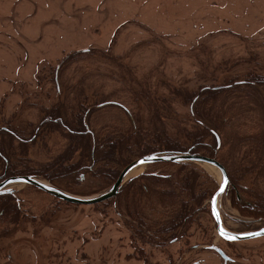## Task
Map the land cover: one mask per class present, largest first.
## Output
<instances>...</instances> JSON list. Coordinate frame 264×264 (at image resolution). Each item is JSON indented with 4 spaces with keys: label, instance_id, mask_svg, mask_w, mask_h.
I'll return each mask as SVG.
<instances>
[{
    "label": "rangeland",
    "instance_id": "obj_1",
    "mask_svg": "<svg viewBox=\"0 0 264 264\" xmlns=\"http://www.w3.org/2000/svg\"><path fill=\"white\" fill-rule=\"evenodd\" d=\"M205 87L223 89L212 110L218 121L207 122L219 135L216 158L231 177L218 201L223 228H264V0H0V149L10 169L73 195L101 194L114 184L110 177L91 166L67 173L80 154L66 160L71 138L63 117L84 114L96 135L137 131L143 149H154L156 127L186 141L183 128L202 126L182 99ZM155 104L168 115L163 124L155 123ZM81 106L87 110L78 112ZM183 163L201 172L205 186L219 188L218 168ZM5 166L0 158V174ZM177 168L144 164L122 189L142 173L172 175L175 182ZM6 188L15 194L0 218V237L7 234L0 264H264V236H220L210 197L179 229L178 243L159 245L151 241L154 230L131 220L117 196L76 204L25 182ZM138 197L147 226L174 209L153 190ZM252 201L256 208L246 206ZM17 209L19 224L11 223L7 217L17 218Z\"/></svg>",
    "mask_w": 264,
    "mask_h": 264
},
{
    "label": "trees",
    "instance_id": "obj_2",
    "mask_svg": "<svg viewBox=\"0 0 264 264\" xmlns=\"http://www.w3.org/2000/svg\"><path fill=\"white\" fill-rule=\"evenodd\" d=\"M250 87L252 88V86ZM222 90L221 87H205L199 95L196 93L186 94L182 100L192 105L193 113L203 122L201 123L202 126L196 131L183 128L182 133L185 135L186 141H180L169 135L164 125L162 128L156 127L154 133L150 134L152 138L157 137L154 141L156 144L154 149L149 146L146 147L147 149H143V135L137 131L134 135L128 131L115 129L105 134L96 135L86 125L84 114L80 113L76 116V119L73 118L72 120L66 116L63 117V127L69 130L68 133L71 138V144L67 148L68 157L66 160L70 162L75 153L79 152L80 154L78 161L72 162L69 166L72 169H68L69 171L63 170L67 171L68 174H73L77 172V169H86L91 166L95 169L94 172L110 177L111 183H113L129 163L137 157L152 151L159 153L190 151L216 158L219 135L209 129L208 121H218L220 114L214 115L215 111L212 110L215 109ZM154 106L155 123H162L168 115L161 112L159 105L155 104ZM83 109L87 110L84 106H81L78 112H82ZM56 113L61 114L58 111ZM53 116L56 117V115ZM53 122H58V119L53 120ZM210 138H214V140L210 142ZM0 153L5 154L3 147H1ZM63 157L65 158V156ZM163 163L178 167L175 182L172 175L142 173L134 177L117 195L118 198L126 202L125 209L131 220L137 221L141 227L154 230L156 237H153L151 241L159 245L179 240V229L188 228L204 201L209 197L212 198L218 189L217 186L212 188L205 186L201 179V172L196 168H189L187 163ZM161 183L166 184L167 189L157 190L153 187L155 185L160 186ZM152 190L159 196L161 202L170 201L174 209L167 214H159L161 217L159 221L147 226L141 219V212L137 209V200L138 196L145 195ZM130 196H132V201L129 199ZM2 201V205L3 203L7 206L11 205L8 199H2ZM156 214L158 215V213Z\"/></svg>",
    "mask_w": 264,
    "mask_h": 264
},
{
    "label": "water",
    "instance_id": "obj_3",
    "mask_svg": "<svg viewBox=\"0 0 264 264\" xmlns=\"http://www.w3.org/2000/svg\"><path fill=\"white\" fill-rule=\"evenodd\" d=\"M203 162L210 164L216 168H218L222 175V181L220 184L219 189L214 193L211 199V210L215 221L217 223V230L220 236L226 238L230 241H241L252 239L260 236H264V228H260L257 230L249 231V232H230L223 228V220L218 208V201L219 197L226 191L230 178L225 166L216 158L209 157L202 154L192 153L190 151L186 152H177V153H156V154H149L144 155L136 160L129 163L119 174L114 184L105 192L91 196V197H82L70 194L64 190H61L53 185L47 184L41 180L36 179L32 175H19L13 176L5 179L3 182L0 183V194L3 192H11L12 190L7 189L5 190L6 186L10 183L14 182H25L31 185L38 187L39 189L68 202L76 203V204H96L111 198L116 197L119 192L121 191L123 184L125 183L126 176L131 169L138 165H144L149 163H156V162H174V163H183V162ZM209 248L216 250L225 261L231 260V258L225 253L223 249L217 247L215 245L209 246Z\"/></svg>",
    "mask_w": 264,
    "mask_h": 264
},
{
    "label": "flooded vegetation",
    "instance_id": "obj_4",
    "mask_svg": "<svg viewBox=\"0 0 264 264\" xmlns=\"http://www.w3.org/2000/svg\"><path fill=\"white\" fill-rule=\"evenodd\" d=\"M46 120V118H44V120H43V122ZM3 129L4 130H7V131H9L6 127H3ZM0 158L1 159H3V161H6V166H5V169H4V171L0 174V183L1 182H3L5 179H7V178H9V177H13V176H19V175H29L27 172H25V171H21V170H17V169H10V167L8 166V160L6 159L7 157L3 154V153H0ZM214 158V157H213ZM217 159V158H216ZM218 160V159H217ZM221 162V161H220ZM222 163V162H221ZM223 164V163H222ZM224 166H225V164H223ZM225 168H226V166H225ZM227 169V168H226ZM227 172H228V170H227ZM258 172H260L261 174H262V170H258ZM228 174H229V172H228ZM260 176V175H259ZM262 176V175H261ZM229 178H230V180H231V177H230V174H229ZM230 182L231 181H229V184H228V186L230 185ZM234 186H233V189H237L236 187L237 186H235V184H233ZM228 188V187H227ZM7 189H10V188H5V190H7ZM11 190V189H10ZM15 193H14V191H11V192H3L2 194H0V197H2L4 200L5 199H8L9 201H11V199L10 198H8L9 196H12V195H14ZM241 198L238 196V200H240ZM5 202V201H4ZM1 204V203H0ZM257 204L258 203H256V202H251V203H249L248 205H246V206H248V207H250V208H256L257 207ZM211 205V204H210ZM1 206V205H0ZM7 205L5 204V203H3V205H2V207L0 208V218H2V217H6L7 216V214L9 213L8 212V210H7ZM211 213H212V210H211ZM14 214H16V216H17V218H14V220L12 219V218H10V217H7L10 221H11V223L13 222V221H16L17 223H18V221H19V218H20V209H17V210H15V213ZM212 215H213V213H212ZM214 217V216H213ZM214 220H215V218H214ZM16 223V224H17ZM19 224V223H18ZM217 224V223H216ZM247 232H249V231H247ZM2 235V234H1ZM4 236H7V234H3V236L2 237H0V238H3ZM218 253V252H217ZM226 253V252H225ZM224 259V258H223ZM225 261V260H224ZM225 262H228V261H225ZM195 263H197V264H204L203 262H199V260H196L195 261Z\"/></svg>",
    "mask_w": 264,
    "mask_h": 264
},
{
    "label": "bare ground",
    "instance_id": "obj_5",
    "mask_svg": "<svg viewBox=\"0 0 264 264\" xmlns=\"http://www.w3.org/2000/svg\"><path fill=\"white\" fill-rule=\"evenodd\" d=\"M214 168V167H213ZM143 170V165H138L136 167H134L133 169H131L129 171V173L126 176V179H128L129 177L133 176V175H137L139 172H141ZM218 177L221 179V174L220 172H218Z\"/></svg>",
    "mask_w": 264,
    "mask_h": 264
},
{
    "label": "crops",
    "instance_id": "obj_6",
    "mask_svg": "<svg viewBox=\"0 0 264 264\" xmlns=\"http://www.w3.org/2000/svg\"><path fill=\"white\" fill-rule=\"evenodd\" d=\"M178 242H179V240L176 241V242H172L171 244H176V243H178ZM186 254L188 255V252H187Z\"/></svg>",
    "mask_w": 264,
    "mask_h": 264
}]
</instances>
